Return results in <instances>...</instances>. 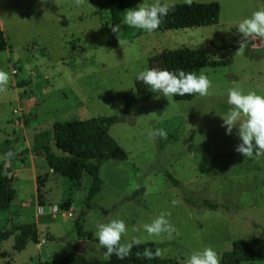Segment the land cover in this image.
<instances>
[{
  "label": "rangeland",
  "instance_id": "1",
  "mask_svg": "<svg viewBox=\"0 0 264 264\" xmlns=\"http://www.w3.org/2000/svg\"><path fill=\"white\" fill-rule=\"evenodd\" d=\"M44 1L0 0L7 43L0 51V70L10 76L6 90L0 92V171L10 170L15 192L11 208L0 211V226L8 227L11 216L12 223L35 222L39 240L21 251L12 248V236L3 240L0 264L60 260L74 252L81 239L86 240L87 259H104L95 233L98 224L110 219L125 222L127 235L122 239L152 242L161 256L174 258L177 264H185L205 247L213 248L220 259L236 239H264V155L244 158L235 151L241 142L236 129L229 135L221 126L230 107L229 89L264 96V47L253 48L250 40L238 55V43L231 49L213 46L241 39L238 23L264 8V0H191L217 2L218 22L151 33L122 24L126 9L156 2L134 0L122 13L119 25L125 43L117 48L105 42L107 0H85L79 7L74 0H48L54 10ZM179 47L202 48L213 59L231 53L228 64L193 71L211 81L206 96L176 100L137 79L146 69L162 70L160 52ZM137 85L141 98L125 106L124 94ZM110 115L117 120L109 133L127 158L100 165L101 187L88 208L89 175L84 173L75 186L54 173L43 157L32 153V139L55 122ZM156 129H163L167 138L153 137ZM9 150L16 155L5 160ZM37 175L43 180L39 200ZM203 200L218 207L204 206ZM66 201L70 207L61 209L60 203ZM39 204L59 210L39 215ZM161 213L175 231L149 236L143 225ZM75 219L93 239L78 237Z\"/></svg>",
  "mask_w": 264,
  "mask_h": 264
},
{
  "label": "trees",
  "instance_id": "2",
  "mask_svg": "<svg viewBox=\"0 0 264 264\" xmlns=\"http://www.w3.org/2000/svg\"><path fill=\"white\" fill-rule=\"evenodd\" d=\"M134 0H107L109 6V20L103 29L106 36V44L112 48L118 47L116 35L112 27L119 25L123 11L133 4ZM45 5L55 6L48 0ZM172 10L155 31L164 32L167 30L181 29L187 27L204 26L218 22L219 5L217 2H195L191 4L181 2L170 5ZM239 38H233L232 43L227 46L214 45L217 49L227 47L231 49L237 44ZM7 43L0 25V51L6 49ZM229 57L223 59L210 58L202 48L179 47L164 49L159 54V62L162 70L176 71L183 69L186 72H193L200 67H216L230 63ZM136 90H129L124 94V104L128 106L141 98ZM194 95V94H193ZM193 95H174L176 100H187ZM117 120V116H97L81 120H68L55 122L51 128L43 129L34 133L31 151L34 155L44 158L49 168L56 174L70 179L75 186L80 185L84 173L89 175L90 184L85 197V206L92 205V198L99 192L101 187L100 165L109 159L124 160L127 158L125 151L118 142L110 135L109 126ZM25 161L24 158L21 159ZM173 183L177 181L168 175ZM10 170L0 171V211L8 210L15 198V192L10 186ZM37 197L41 198L43 180L36 176ZM141 191V190H137ZM43 205V204H39ZM202 205L210 208H217L218 205L203 200ZM70 207V202L60 203L61 209ZM84 213V212H83ZM74 226L79 238L93 239L92 234L82 229V223L74 220ZM13 237L12 248L15 251L23 250L29 242L38 243V231L35 222L11 223L8 227L0 226V244L8 237ZM48 238H50L48 236ZM98 241V239H95ZM145 248L156 251V245L152 242H142L139 246L131 249V254L123 260L113 255L110 259H87L83 253L75 254L70 252L60 260L46 261L43 264H177L174 258L159 256L154 259H146L137 256V252H143ZM264 260V239H236L230 250L222 252L220 264H242L243 262Z\"/></svg>",
  "mask_w": 264,
  "mask_h": 264
},
{
  "label": "clouds",
  "instance_id": "3",
  "mask_svg": "<svg viewBox=\"0 0 264 264\" xmlns=\"http://www.w3.org/2000/svg\"><path fill=\"white\" fill-rule=\"evenodd\" d=\"M85 0H74L76 6L83 5ZM191 4V0H185ZM172 10L168 3H161L156 0L151 5L139 4L136 8L126 9L122 24L131 28L141 29L146 32H153L163 21V18ZM112 32L116 35L119 45L125 41L122 39L121 26L112 27ZM237 32L241 34V39L237 41L239 47L236 54L243 55L248 42L254 40L256 47H264V8L254 11L250 17L244 18L238 23ZM139 81L149 86L153 92H160L163 96L174 95L191 96L199 94L206 96L211 87V81L206 75H197L194 72H186L183 69L176 71L160 70L156 68L146 69L137 76ZM10 76L7 72L0 70V92L6 90ZM227 104L230 106L226 116L222 117V127L226 128V134L231 135L233 129L240 139L235 151L245 158H253L264 155V96L258 95L255 91L244 94L239 87L229 89L227 94ZM151 135L167 138V133L163 129L154 130ZM16 155L15 152L7 151L3 158L10 160ZM166 214L154 218L151 223L143 225L149 236H159L167 232L171 235L175 228L165 218ZM127 235V227L123 220L110 219L107 223L97 225L95 233L98 239L97 250L103 249V258L110 259L115 255L123 260L131 254L134 246H139L142 241L134 238L131 241L122 239ZM162 255L160 249L153 252L149 248L137 252L138 257L154 259ZM185 264H220L218 254L211 247H205L200 251L193 252L185 261Z\"/></svg>",
  "mask_w": 264,
  "mask_h": 264
},
{
  "label": "built area",
  "instance_id": "4",
  "mask_svg": "<svg viewBox=\"0 0 264 264\" xmlns=\"http://www.w3.org/2000/svg\"><path fill=\"white\" fill-rule=\"evenodd\" d=\"M14 71V70H13ZM37 213L39 214V215H41V214H46L47 212H57L59 209H58V207H56V206H52L51 207V209H47L46 207H44L43 205H38L37 206ZM69 213H67L68 215H72V213H71V211L69 210L68 211Z\"/></svg>",
  "mask_w": 264,
  "mask_h": 264
},
{
  "label": "water",
  "instance_id": "5",
  "mask_svg": "<svg viewBox=\"0 0 264 264\" xmlns=\"http://www.w3.org/2000/svg\"><path fill=\"white\" fill-rule=\"evenodd\" d=\"M251 41H252V47L253 48H259V47L254 46L256 44V42L254 40H251ZM85 243H86L85 239L79 240V242L77 243V246H76V249H75L74 253L75 254H82L84 252Z\"/></svg>",
  "mask_w": 264,
  "mask_h": 264
},
{
  "label": "crops",
  "instance_id": "6",
  "mask_svg": "<svg viewBox=\"0 0 264 264\" xmlns=\"http://www.w3.org/2000/svg\"><path fill=\"white\" fill-rule=\"evenodd\" d=\"M0 25H1V23H0ZM1 28H2V26H1ZM13 175H14V174H13ZM10 208H11V207H10ZM10 219H11V223H12V221L14 220L13 216H11ZM36 226H37V225H36Z\"/></svg>",
  "mask_w": 264,
  "mask_h": 264
}]
</instances>
